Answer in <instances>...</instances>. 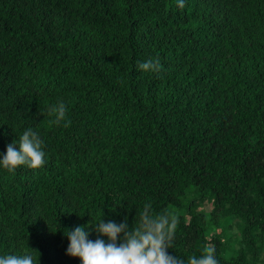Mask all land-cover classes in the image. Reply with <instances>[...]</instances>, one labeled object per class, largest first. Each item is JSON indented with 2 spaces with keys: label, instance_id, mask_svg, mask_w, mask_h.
<instances>
[{
  "label": "trees",
  "instance_id": "1",
  "mask_svg": "<svg viewBox=\"0 0 264 264\" xmlns=\"http://www.w3.org/2000/svg\"><path fill=\"white\" fill-rule=\"evenodd\" d=\"M28 126L46 162L0 168V253L80 264L67 228L151 201L171 254L264 264V0H0V152Z\"/></svg>",
  "mask_w": 264,
  "mask_h": 264
},
{
  "label": "clouds",
  "instance_id": "2",
  "mask_svg": "<svg viewBox=\"0 0 264 264\" xmlns=\"http://www.w3.org/2000/svg\"><path fill=\"white\" fill-rule=\"evenodd\" d=\"M178 7L185 0H175ZM143 72L158 73L162 68L158 57H149L137 62ZM48 113L53 122L60 124L66 118V105L63 100L51 104ZM66 122V121H65ZM46 162L45 141L39 131L32 126L25 127L18 139L6 144V151L0 152V168L15 171L25 165L36 169ZM77 225L64 232L68 238L66 254L78 256L80 264H220L215 248L209 246L202 254L182 258L167 249L172 248L178 217L167 209L154 212L151 201H145L139 214L138 223L129 224L128 218L105 220L103 214L95 223ZM98 233L95 239L90 232ZM0 264H39V256L24 250L0 253Z\"/></svg>",
  "mask_w": 264,
  "mask_h": 264
},
{
  "label": "rangeland",
  "instance_id": "3",
  "mask_svg": "<svg viewBox=\"0 0 264 264\" xmlns=\"http://www.w3.org/2000/svg\"><path fill=\"white\" fill-rule=\"evenodd\" d=\"M207 207L210 208V205H208Z\"/></svg>",
  "mask_w": 264,
  "mask_h": 264
}]
</instances>
